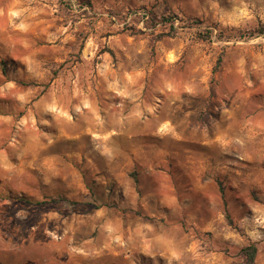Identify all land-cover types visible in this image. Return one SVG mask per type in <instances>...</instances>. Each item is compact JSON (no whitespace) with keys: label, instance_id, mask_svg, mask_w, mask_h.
Instances as JSON below:
<instances>
[{"label":"rangeland","instance_id":"rangeland-1","mask_svg":"<svg viewBox=\"0 0 264 264\" xmlns=\"http://www.w3.org/2000/svg\"><path fill=\"white\" fill-rule=\"evenodd\" d=\"M258 27L264 0H0V264H264Z\"/></svg>","mask_w":264,"mask_h":264},{"label":"trees","instance_id":"trees-1","mask_svg":"<svg viewBox=\"0 0 264 264\" xmlns=\"http://www.w3.org/2000/svg\"><path fill=\"white\" fill-rule=\"evenodd\" d=\"M258 32L259 33H263L264 32V27H258ZM50 200L52 201H69V199H66L65 197L59 195V196H56V197H48L46 199H43V200H33V201H29V202H33L34 204L38 205V204H43V203H46V202H49ZM242 252L244 253V255L246 256V259L248 261V263H252L254 258H255V255H256V250L257 248L255 247L254 244H249L245 247H243L242 249Z\"/></svg>","mask_w":264,"mask_h":264}]
</instances>
